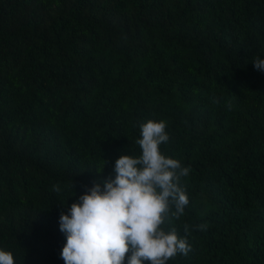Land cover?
I'll list each match as a JSON object with an SVG mask.
<instances>
[{
  "label": "trees",
  "instance_id": "trees-1",
  "mask_svg": "<svg viewBox=\"0 0 264 264\" xmlns=\"http://www.w3.org/2000/svg\"><path fill=\"white\" fill-rule=\"evenodd\" d=\"M257 57L264 0H0V250L65 264L61 213L163 120L190 168L161 227L192 250L167 264H264Z\"/></svg>",
  "mask_w": 264,
  "mask_h": 264
},
{
  "label": "clouds",
  "instance_id": "clouds-1",
  "mask_svg": "<svg viewBox=\"0 0 264 264\" xmlns=\"http://www.w3.org/2000/svg\"><path fill=\"white\" fill-rule=\"evenodd\" d=\"M253 63L264 72V59L257 57ZM165 129L163 120L142 123L136 141L141 155L120 156L114 179L103 181V186L95 183L61 213L65 264H125L126 259L127 264H167L192 250L174 228L166 232L161 227L170 213L179 219L189 203L180 179L190 168L161 153L160 145L169 140ZM196 227L205 230L206 224ZM0 264H15L13 254L0 250Z\"/></svg>",
  "mask_w": 264,
  "mask_h": 264
}]
</instances>
